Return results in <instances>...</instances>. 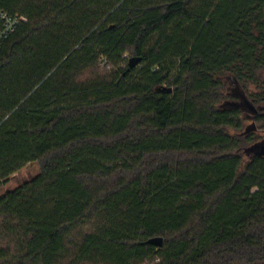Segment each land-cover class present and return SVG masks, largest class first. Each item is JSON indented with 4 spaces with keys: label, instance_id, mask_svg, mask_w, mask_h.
Wrapping results in <instances>:
<instances>
[{
    "label": "trees",
    "instance_id": "1",
    "mask_svg": "<svg viewBox=\"0 0 264 264\" xmlns=\"http://www.w3.org/2000/svg\"><path fill=\"white\" fill-rule=\"evenodd\" d=\"M0 10V264H264V0Z\"/></svg>",
    "mask_w": 264,
    "mask_h": 264
},
{
    "label": "rangeland",
    "instance_id": "2",
    "mask_svg": "<svg viewBox=\"0 0 264 264\" xmlns=\"http://www.w3.org/2000/svg\"><path fill=\"white\" fill-rule=\"evenodd\" d=\"M130 60V59H129ZM224 81L227 85V92L229 94V97L231 98L230 101H228L230 104L234 105H240L244 104L246 108L243 109L244 111V117L247 119L246 120V127L249 128L250 126L253 125L252 122V117H253V112L250 108V105L248 106L247 104H252L251 99H249L250 94L252 93H259V92H264V84L263 87H256L254 85H250L248 87V91L246 92L243 90V88L237 84L236 80L232 78L231 76L227 75L224 78ZM247 102V104H246ZM254 108H256L254 106ZM258 109L264 111V104H259ZM262 138H264V133H261ZM253 154L247 155V157H251ZM40 172V165L38 163H33L28 166H26L24 169H22L20 172H18L13 178L11 179L10 183H8L2 190L1 193H5L8 190H13L19 186H21L23 183L28 182L32 180L34 177H36Z\"/></svg>",
    "mask_w": 264,
    "mask_h": 264
},
{
    "label": "built area",
    "instance_id": "3",
    "mask_svg": "<svg viewBox=\"0 0 264 264\" xmlns=\"http://www.w3.org/2000/svg\"><path fill=\"white\" fill-rule=\"evenodd\" d=\"M27 22L23 17H16L4 10H0V50L2 46L9 39L22 23Z\"/></svg>",
    "mask_w": 264,
    "mask_h": 264
},
{
    "label": "water",
    "instance_id": "4",
    "mask_svg": "<svg viewBox=\"0 0 264 264\" xmlns=\"http://www.w3.org/2000/svg\"><path fill=\"white\" fill-rule=\"evenodd\" d=\"M140 62H141L140 58H132L129 62V67L135 68L139 65ZM246 104H247V102H246ZM247 105L248 106L250 105L252 112L256 113V109L254 108L253 105H251V104H247ZM249 154H256V155L264 156V142L255 145L253 148H251L249 151H247V155H249ZM150 243L157 246V247H162L163 246V239H161V238L154 239Z\"/></svg>",
    "mask_w": 264,
    "mask_h": 264
},
{
    "label": "flooded vegetation",
    "instance_id": "5",
    "mask_svg": "<svg viewBox=\"0 0 264 264\" xmlns=\"http://www.w3.org/2000/svg\"><path fill=\"white\" fill-rule=\"evenodd\" d=\"M262 142H264V138L261 140V142H260V143H262Z\"/></svg>",
    "mask_w": 264,
    "mask_h": 264
}]
</instances>
